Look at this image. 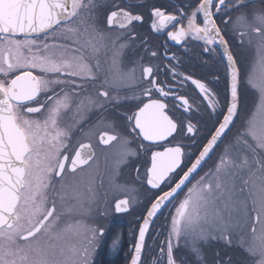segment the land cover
<instances>
[{"label": "snow or ice", "instance_id": "6c2138e0", "mask_svg": "<svg viewBox=\"0 0 264 264\" xmlns=\"http://www.w3.org/2000/svg\"><path fill=\"white\" fill-rule=\"evenodd\" d=\"M143 7L136 0H0V264H95L105 228L87 221L106 215L101 203L110 192L124 196L114 195L121 213L143 189L150 195L130 264H203L201 245L210 239L240 248L244 258L235 264H264V0H172L149 9L147 35L138 28ZM165 30L171 41L220 49L222 93L209 86L218 76L181 72L167 41L163 52L153 50L149 35ZM237 38L255 52L248 70L234 54ZM187 84L199 100L181 94ZM246 86L258 97L241 120ZM130 98L135 110L121 111ZM92 115L97 120L85 130ZM77 131L96 132L101 148L112 150L110 165L103 154L107 189L92 146H74ZM142 152L134 180L119 183L121 166ZM169 205L161 241L153 225Z\"/></svg>", "mask_w": 264, "mask_h": 264}, {"label": "flooded vegetation", "instance_id": "af4514ba", "mask_svg": "<svg viewBox=\"0 0 264 264\" xmlns=\"http://www.w3.org/2000/svg\"><path fill=\"white\" fill-rule=\"evenodd\" d=\"M137 3H143L145 7L139 9L141 13L145 16V22L142 26H138L139 32L141 34H149L150 32V20H148L149 9L152 6H161V7H171L172 0H136ZM179 2V0H177ZM260 0H250V3L253 5H258ZM170 30V29H169ZM166 31L161 33L152 32L149 35L151 40V46L153 50H159L163 52L164 48L162 45L164 41H167V49L169 57L174 53L177 57V60L180 62V71L184 72L187 75H193L197 79L207 78L208 80L213 79L214 77H219L218 84H210L209 86L214 90H219L221 93L224 89L225 76H224V65L222 62H219V51L220 49L217 47L215 51L209 52L205 51L202 47V42L189 40L187 42H176L171 41L167 35ZM232 45L234 47V54H236L240 60V63L244 66L245 70L250 68V64L254 59L255 52L254 50L246 44H241L239 39H235L232 41ZM153 63H176V61L171 60H157L153 61ZM137 76H139V69H137ZM186 93L181 94H189V98H196L199 100L198 92L195 90L193 86L187 84ZM138 92V90H136ZM129 97L132 96L131 92L125 93ZM258 97V92L256 89H252L250 86L245 87L244 93V103H245V111L241 113V120H243L248 111L253 106V100ZM138 103L137 100L129 99L128 102L124 105V108L121 111H127L129 108L135 110V105ZM170 106L172 105L171 100H167ZM178 107V106H177ZM203 113V109L200 110ZM180 113L178 112L177 115ZM206 117V114H205ZM188 119H192L193 123H196V120L191 116L186 117ZM67 119V118H65ZM97 120L96 115H92L90 120L85 125V130L91 124L95 123ZM106 130V129H98L96 132ZM96 132L93 133L91 138H85L81 135L79 131L74 133L73 143L75 147H79V143L90 144L92 149L95 151L97 157L99 158L100 171L104 177V185L105 189L108 187V179H109V168L106 167V161L104 159V153L109 155V161L107 164L111 163V155L112 150L103 149L97 142ZM77 141L79 143H77ZM140 141H135L131 147L135 148L136 144ZM147 146V145H146ZM147 153H140L139 159L130 158V161L127 166L122 165L120 168V175L118 178V182L123 184L126 181H133L136 173L134 171L135 167L139 165H143L146 158ZM216 156L213 155L212 159L204 165L203 171H207L209 167L212 166V163L215 161ZM141 173H143V167L140 168ZM203 171H201V175H203ZM137 188H140V184H136ZM114 195L116 198L123 199V195L109 193L106 197V202L101 203V210L104 211L106 209V215H104L100 219L89 220V223H99L104 226L105 232L104 236L101 239V247L95 257V263L97 264H129L130 263V255H131V246L135 243L134 237L137 234L139 223L141 222V216L143 215V209L145 204L147 203L146 196L150 195L147 193L146 189H143L141 195L137 202H134L133 205L126 212L117 213L114 210ZM246 195V194H245ZM182 198V197H181ZM172 205H169L167 209L164 210L162 215H159L155 218V223L153 225L154 229L161 233L159 240L164 239V233L167 228V218L169 216V212L173 211ZM95 217V213H93ZM66 219L71 220L72 217H66ZM155 235V232L152 233ZM119 239V244L115 250L110 248L114 239ZM149 245L152 244V239L149 238L147 240ZM183 243V242H181ZM202 254L204 256L203 264H211L213 260H217L220 258L228 259L231 257L235 264V261L243 259L244 253L240 248L235 245L229 246L223 239H210L205 241L201 245ZM183 254V253H182ZM153 255H155L153 253Z\"/></svg>", "mask_w": 264, "mask_h": 264}, {"label": "trees", "instance_id": "16d2710c", "mask_svg": "<svg viewBox=\"0 0 264 264\" xmlns=\"http://www.w3.org/2000/svg\"><path fill=\"white\" fill-rule=\"evenodd\" d=\"M95 264H97V262ZM112 264H113V262H112Z\"/></svg>", "mask_w": 264, "mask_h": 264}, {"label": "water", "instance_id": "95a60500", "mask_svg": "<svg viewBox=\"0 0 264 264\" xmlns=\"http://www.w3.org/2000/svg\"><path fill=\"white\" fill-rule=\"evenodd\" d=\"M130 264V263H129Z\"/></svg>", "mask_w": 264, "mask_h": 264}]
</instances>
